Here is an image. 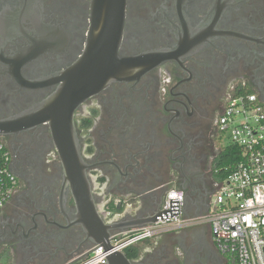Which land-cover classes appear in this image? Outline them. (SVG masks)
Returning <instances> with one entry per match:
<instances>
[{
    "label": "flooded vegetation",
    "instance_id": "obj_1",
    "mask_svg": "<svg viewBox=\"0 0 264 264\" xmlns=\"http://www.w3.org/2000/svg\"><path fill=\"white\" fill-rule=\"evenodd\" d=\"M91 3L0 0V142L16 180L0 208V264H67L93 247L75 224L69 158L56 131L72 133L87 190L104 214L130 197L144 204L148 193L158 208L174 187L185 207L197 195L200 216L214 192L216 120L227 97L254 92L264 105V0H126L118 55L171 57L75 105L68 122L69 109L49 101L57 76L84 53ZM129 223L126 215L118 221ZM197 229L211 241L209 264H224L206 225L163 236L156 258L136 264H192L179 243Z\"/></svg>",
    "mask_w": 264,
    "mask_h": 264
},
{
    "label": "built area",
    "instance_id": "obj_2",
    "mask_svg": "<svg viewBox=\"0 0 264 264\" xmlns=\"http://www.w3.org/2000/svg\"><path fill=\"white\" fill-rule=\"evenodd\" d=\"M216 126L220 139L239 148V158L222 167L207 215L182 220L184 192L169 188L162 210H169V199H177L178 215L157 220L150 225L113 231L109 245L115 252H126L139 243L184 229L206 225L213 245L226 260L224 264H264V108L254 92L232 91ZM222 141V139H221ZM16 180L0 142V208L11 198ZM213 199V200H212ZM101 245L67 264H106Z\"/></svg>",
    "mask_w": 264,
    "mask_h": 264
},
{
    "label": "water",
    "instance_id": "obj_3",
    "mask_svg": "<svg viewBox=\"0 0 264 264\" xmlns=\"http://www.w3.org/2000/svg\"><path fill=\"white\" fill-rule=\"evenodd\" d=\"M125 4L126 0H92L91 25L84 53L72 67L57 76L55 82L59 84V88L49 101V107L56 106L57 110H64V107L69 109V112L64 110L67 113L68 122L71 120V110L75 105L82 103L107 85L113 82L133 80L171 57L170 53L157 51L129 57L118 55L123 32ZM54 137L60 153L67 154L69 158L65 163V169L67 181L73 188L78 204L75 224L81 226L86 238L93 245H101L107 257L106 264H136L135 260L127 257L126 252H115L108 242L110 234L113 231L140 228L157 220L177 216V199H169V210H162L163 202L160 207L154 208L149 200L152 193H148L144 204L140 205L136 202L133 206V199L130 197L126 206L114 204L112 210L104 214L100 207L94 205L87 190L84 167L80 166V160L73 154L75 146L72 133L56 131ZM196 198L197 195L185 207L184 196L182 220L199 216ZM106 215L111 216L110 221L105 220ZM123 215L129 217V224H118ZM191 232L183 235L181 241L179 240L183 256L192 264H209L212 247L207 242L206 234L198 229ZM160 247H154L146 252L144 258L146 260L155 259Z\"/></svg>",
    "mask_w": 264,
    "mask_h": 264
},
{
    "label": "trees",
    "instance_id": "obj_4",
    "mask_svg": "<svg viewBox=\"0 0 264 264\" xmlns=\"http://www.w3.org/2000/svg\"><path fill=\"white\" fill-rule=\"evenodd\" d=\"M240 155V150L236 146L232 144H227L224 148H221V151L219 155L216 157L213 163V174L215 181H219L222 177V175L226 174L222 172L221 168L228 166L235 162ZM126 255L129 259L135 256V253H133L132 257L129 254V252H126ZM7 261H2V264H6Z\"/></svg>",
    "mask_w": 264,
    "mask_h": 264
},
{
    "label": "crops",
    "instance_id": "obj_5",
    "mask_svg": "<svg viewBox=\"0 0 264 264\" xmlns=\"http://www.w3.org/2000/svg\"><path fill=\"white\" fill-rule=\"evenodd\" d=\"M117 199V198H116ZM112 210V209H110ZM163 236L159 237V238H155V239H152V240H148V241H145V242H142V243H139L133 247H130L126 250V252H129V254L133 255V253H140L141 254V258L140 259H135V256L132 257L131 259H135V261H141L142 258H144L145 256V253L148 252L149 250H151L152 248L154 247H157L158 243L161 241Z\"/></svg>",
    "mask_w": 264,
    "mask_h": 264
},
{
    "label": "rangeland",
    "instance_id": "obj_6",
    "mask_svg": "<svg viewBox=\"0 0 264 264\" xmlns=\"http://www.w3.org/2000/svg\"><path fill=\"white\" fill-rule=\"evenodd\" d=\"M221 139H222V141H221ZM221 139H220L221 146L228 142V139H227L226 136L223 137V138H221ZM212 200H213V199H212ZM207 242H208V243L210 244V246L212 247V245H211V241H210V239H209L208 237H207ZM160 245H161V241L158 243L157 247H160Z\"/></svg>",
    "mask_w": 264,
    "mask_h": 264
}]
</instances>
